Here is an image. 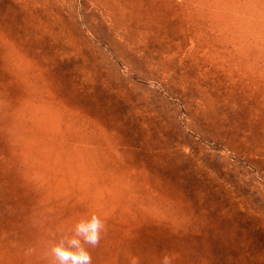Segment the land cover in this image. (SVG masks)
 I'll return each mask as SVG.
<instances>
[{
	"label": "rangeland",
	"instance_id": "374dc122",
	"mask_svg": "<svg viewBox=\"0 0 264 264\" xmlns=\"http://www.w3.org/2000/svg\"><path fill=\"white\" fill-rule=\"evenodd\" d=\"M263 39L264 0H0V264L92 214V264H264Z\"/></svg>",
	"mask_w": 264,
	"mask_h": 264
},
{
	"label": "clouds",
	"instance_id": "9594fccd",
	"mask_svg": "<svg viewBox=\"0 0 264 264\" xmlns=\"http://www.w3.org/2000/svg\"><path fill=\"white\" fill-rule=\"evenodd\" d=\"M105 230V221L97 214L79 220L69 232L62 233L51 244V264H92L89 248L99 245ZM162 264H171L167 255L164 256Z\"/></svg>",
	"mask_w": 264,
	"mask_h": 264
},
{
	"label": "bare ground",
	"instance_id": "6f19581e",
	"mask_svg": "<svg viewBox=\"0 0 264 264\" xmlns=\"http://www.w3.org/2000/svg\"><path fill=\"white\" fill-rule=\"evenodd\" d=\"M199 1H200V0H199ZM241 23H242V22H241ZM248 28H249V27H248ZM255 29H256V28H255ZM254 41H255V40H254ZM256 41H257V40H256ZM256 41H255V42H256ZM263 41H264V39H263ZM256 43H257V42H256ZM257 44H258V43H257ZM258 45H260V44H258ZM33 139H34L33 137H29V139H28V138H25V139L23 138V140H24V142H25L26 144H32ZM18 143H19V141H18ZM18 143H17V146L19 147V144H20V143H19V144H18Z\"/></svg>",
	"mask_w": 264,
	"mask_h": 264
}]
</instances>
